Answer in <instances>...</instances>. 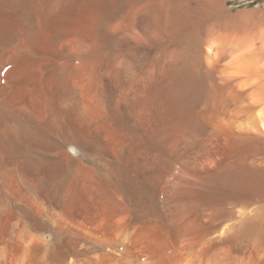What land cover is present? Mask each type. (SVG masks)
Listing matches in <instances>:
<instances>
[{"label":"bare ground","instance_id":"1","mask_svg":"<svg viewBox=\"0 0 264 264\" xmlns=\"http://www.w3.org/2000/svg\"><path fill=\"white\" fill-rule=\"evenodd\" d=\"M0 0V264H264V7Z\"/></svg>","mask_w":264,"mask_h":264},{"label":"rangeland","instance_id":"2","mask_svg":"<svg viewBox=\"0 0 264 264\" xmlns=\"http://www.w3.org/2000/svg\"><path fill=\"white\" fill-rule=\"evenodd\" d=\"M233 10L239 11L240 9H253L259 6L264 7V0H236L231 5Z\"/></svg>","mask_w":264,"mask_h":264}]
</instances>
